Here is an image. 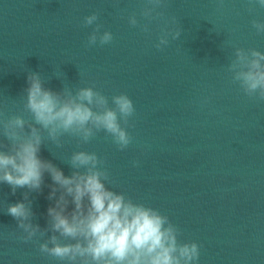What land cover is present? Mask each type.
<instances>
[{
  "label": "water",
  "instance_id": "obj_1",
  "mask_svg": "<svg viewBox=\"0 0 264 264\" xmlns=\"http://www.w3.org/2000/svg\"><path fill=\"white\" fill-rule=\"evenodd\" d=\"M144 5L0 0V112L31 119L23 108L30 71L56 92L94 84L109 98L126 93L136 110L126 150L103 131L86 144L65 135L60 148L45 133L40 158L68 176L72 152H95L114 190L158 209L180 229V240L201 246L198 264H264V102L245 96L226 70L236 47L264 53V35L250 23L264 21V9L250 14L248 0H165L158 9L164 17L143 33L127 16L136 13L147 23L139 15ZM92 12L99 14L101 31L113 34L111 44L85 47L92 27L82 21ZM165 21L181 35L158 51L153 45ZM50 184L45 173L42 191L29 193L32 222L41 229L52 203L46 198ZM25 191L13 195L0 183V264H57L39 252V235L36 242L16 238L20 230L5 208L22 201Z\"/></svg>",
  "mask_w": 264,
  "mask_h": 264
},
{
  "label": "clouds",
  "instance_id": "obj_2",
  "mask_svg": "<svg viewBox=\"0 0 264 264\" xmlns=\"http://www.w3.org/2000/svg\"><path fill=\"white\" fill-rule=\"evenodd\" d=\"M164 2L145 0L139 15L147 23L141 24L137 14L131 13L128 24L150 33L151 22L164 17L158 10ZM257 7L264 9V0H248L250 14ZM98 20V12L83 17L82 26L92 27L86 48L113 41V34L101 31L103 25ZM171 23H177L175 17ZM250 23L258 35H264V21L254 18ZM180 35L181 28L173 30L165 21L153 46L163 51L169 37L177 40ZM233 56L226 69L231 82L238 84L245 96L264 102V53L236 47ZM26 84L23 108L31 119L0 112V183L9 185L13 195L18 188L28 190L22 193V201L6 204V214L15 219L20 230L19 235H13L25 243L36 242L39 235L43 238L39 252L57 264H198L201 246L180 240V229L158 209L114 190L105 161L95 152H72L67 163L73 171L68 176L39 156L45 133L46 139L60 148L65 135L86 144L103 131L118 150H126L133 143L127 129L136 114L129 96L120 92L109 98L94 84L56 92L44 87L40 73L31 71ZM132 163L136 166L138 162ZM45 173L52 181L46 197L52 203L47 208V227L41 229L32 222L29 193L42 191Z\"/></svg>",
  "mask_w": 264,
  "mask_h": 264
}]
</instances>
